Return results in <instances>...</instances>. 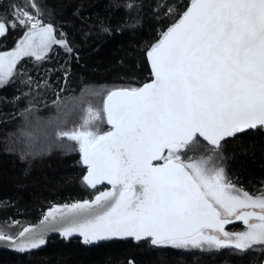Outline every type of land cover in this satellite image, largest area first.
Returning a JSON list of instances; mask_svg holds the SVG:
<instances>
[{"label":"snow or ice","instance_id":"obj_1","mask_svg":"<svg viewBox=\"0 0 264 264\" xmlns=\"http://www.w3.org/2000/svg\"><path fill=\"white\" fill-rule=\"evenodd\" d=\"M26 3L0 15V37L24 30L14 48L0 51V89L23 76V58L42 63L54 46L73 51L36 0ZM159 36L147 50L150 82L91 90L106 92L102 104L89 105L77 127L55 132L58 142H75L83 181L111 188L49 210L41 227L16 238L0 232V240L19 251L39 248L47 231L78 233L84 243L133 237L203 250L264 246V190L249 193L229 178L221 155L228 138L264 129V0H190ZM23 82L33 84L30 76ZM202 142L207 154L185 159ZM235 221L244 230L227 231Z\"/></svg>","mask_w":264,"mask_h":264},{"label":"trees","instance_id":"obj_2","mask_svg":"<svg viewBox=\"0 0 264 264\" xmlns=\"http://www.w3.org/2000/svg\"><path fill=\"white\" fill-rule=\"evenodd\" d=\"M188 0H36L45 23L72 48L54 46L49 59L23 58V76L0 89V232L13 236L38 221L55 203L90 199L100 188L82 181L75 142H58L57 130L77 127L84 110L101 105L111 90L150 78L145 49L185 8ZM26 0H0V15ZM132 7L129 8L128 5ZM176 9L169 15L168 8ZM11 19V16L8 17ZM23 29L0 37V51L13 48ZM62 34V36H61ZM32 85L23 81L28 77ZM59 101V103H57ZM104 126V127H103ZM102 126V131L106 129ZM207 144L186 156L207 154ZM35 153L21 159V154ZM229 178L249 193L264 190V131L248 130L223 143ZM185 156V157H186ZM235 230L241 231L243 227ZM264 264V246L250 250L175 248L150 240H111L88 246L76 238L50 237L43 248L22 254L0 250V264Z\"/></svg>","mask_w":264,"mask_h":264},{"label":"water","instance_id":"obj_3","mask_svg":"<svg viewBox=\"0 0 264 264\" xmlns=\"http://www.w3.org/2000/svg\"><path fill=\"white\" fill-rule=\"evenodd\" d=\"M190 3V0H188V2H187V4H186V6H185V8L182 10V11H184V10H186V7L188 6V4ZM181 11V12H182ZM179 18V15L170 23V24H172L176 19H178ZM169 24V25H170ZM169 25H167V26H169ZM167 26L163 29V30H166V28H167ZM160 38V36H159V34H158V36H157V38L153 41V42H151L150 44H149V46L145 49V51H144V56H145V59H146V62H147V65H148V69H149V72H150V78L148 79V80H146V81H144V82H142L140 85H138V86H136V87H139V86H142L144 83H148V82H150V80L152 79V71H151V67H150V64H149V60H148V57H147V50L149 49V47L153 44V43H155L158 39ZM116 89V88H115ZM103 100V99H102ZM102 104V103H101ZM105 125H106V130L105 131H107L108 129H109V125H107L106 123H105ZM263 131H264V129H263ZM79 161H80V164H81V166L84 168V172H83V174H82V177H81V179H82V181H83V177L87 174V168H86V166H84L82 163H81V156H80V153H79ZM84 182V181H83ZM85 183V182H84ZM85 185L88 187V188H90V189H93V188H91V187H89L86 183H85ZM96 188H100L90 199H87V200H89V201H91V200H93L94 198H95V196L96 195H98L99 194V192H101V191H107V190H109L110 188H111V186L110 185H108L107 184V182H105V183H103V184H100V185H97V187ZM95 188V189H96ZM84 200H77V201H74V202H68V203H55V204H52L51 206H49V207H47L45 210H44V212H43V214H42V216H41V218L38 220V221H36V222H34V223H31V224H26V225H24L23 227H21L18 231H17V233L16 234H14L12 237L13 238H16V237H18L19 236V233L21 232V231H23L25 228H29V229H37V228H39V227H41V221H43L44 220V218H45V216L47 215V213L49 212V210H52V209H60L61 211H64L65 209H64V206L65 205H72V204H74V203H77V202H83ZM51 219V217H49V220ZM235 222H239V221H235ZM234 223V222H233ZM232 224V223H231ZM230 224H228V225H226V226H229ZM225 226V227H226ZM54 236H57L59 239H63V240H68V239H72V238H76V239H78L79 241H80V243H82V244H85V245H88V246H93V245H96V244H98V243H102V242H108V241H111V240H127V239H131L132 241H134V242H138V241H136L133 237H113V238H110V239H106V240H100V241H93L92 243H84L83 242V237H81L78 233H74L72 236H70V237H65V236H63V235H61V233L59 232V231H47L46 233H45V236H44V238H45V243H46V241L50 238V237H54ZM142 240H150V239H147V238H145V239H142ZM141 240V241H142ZM45 243L43 244V245H41L39 248H36V249H31V250H26V251H19V250H17V248L15 247V244L12 242V241H6V240H0V250H4V251H8V252H12V253H17V254H22V253H26V252H30V251H36V250H39V249H41V248H43L44 247V245H45Z\"/></svg>","mask_w":264,"mask_h":264},{"label":"flooded vegetation","instance_id":"obj_4","mask_svg":"<svg viewBox=\"0 0 264 264\" xmlns=\"http://www.w3.org/2000/svg\"><path fill=\"white\" fill-rule=\"evenodd\" d=\"M237 227H243L244 228V225L242 222H234V223L230 224L229 226H226L225 228L227 231L235 232V231H237V230H235Z\"/></svg>","mask_w":264,"mask_h":264},{"label":"rangeland","instance_id":"obj_5","mask_svg":"<svg viewBox=\"0 0 264 264\" xmlns=\"http://www.w3.org/2000/svg\"><path fill=\"white\" fill-rule=\"evenodd\" d=\"M105 125V124H104ZM104 127V126H103ZM105 127H106V125H105ZM106 130V129H105ZM104 130V131H105ZM202 155H204V154H202ZM188 156H191V155H188ZM198 156H200V155H198ZM198 156H193V157H198ZM185 159H187V156L185 157ZM244 228H245V226H244ZM244 228H243V230H244ZM242 231V230H241ZM229 232H231V231H229ZM235 232H238V231H235Z\"/></svg>","mask_w":264,"mask_h":264},{"label":"crops","instance_id":"obj_6","mask_svg":"<svg viewBox=\"0 0 264 264\" xmlns=\"http://www.w3.org/2000/svg\"><path fill=\"white\" fill-rule=\"evenodd\" d=\"M23 36V33L21 34V36L19 37V38H21ZM19 38L16 40V42L19 40ZM16 42H15V44H16ZM15 44H14V46H15ZM14 46H13V48H14ZM11 50V49H10ZM9 51V50H8Z\"/></svg>","mask_w":264,"mask_h":264}]
</instances>
